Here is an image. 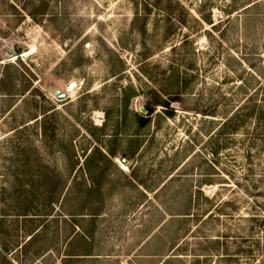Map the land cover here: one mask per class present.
Segmentation results:
<instances>
[{
	"label": "rangeland",
	"instance_id": "374dc122",
	"mask_svg": "<svg viewBox=\"0 0 264 264\" xmlns=\"http://www.w3.org/2000/svg\"><path fill=\"white\" fill-rule=\"evenodd\" d=\"M0 264H264V0H0Z\"/></svg>",
	"mask_w": 264,
	"mask_h": 264
},
{
	"label": "trees",
	"instance_id": "16d2710c",
	"mask_svg": "<svg viewBox=\"0 0 264 264\" xmlns=\"http://www.w3.org/2000/svg\"><path fill=\"white\" fill-rule=\"evenodd\" d=\"M150 114V110H148V116ZM139 121L142 125H145L149 121V117L145 116L144 114H141L139 116Z\"/></svg>",
	"mask_w": 264,
	"mask_h": 264
},
{
	"label": "water",
	"instance_id": "95a60500",
	"mask_svg": "<svg viewBox=\"0 0 264 264\" xmlns=\"http://www.w3.org/2000/svg\"><path fill=\"white\" fill-rule=\"evenodd\" d=\"M56 94L59 95L60 97H64L66 93L61 94L60 90H56ZM143 112H145V109H142Z\"/></svg>",
	"mask_w": 264,
	"mask_h": 264
},
{
	"label": "bare ground",
	"instance_id": "6f19581e",
	"mask_svg": "<svg viewBox=\"0 0 264 264\" xmlns=\"http://www.w3.org/2000/svg\"><path fill=\"white\" fill-rule=\"evenodd\" d=\"M71 89H72V87H71Z\"/></svg>",
	"mask_w": 264,
	"mask_h": 264
}]
</instances>
